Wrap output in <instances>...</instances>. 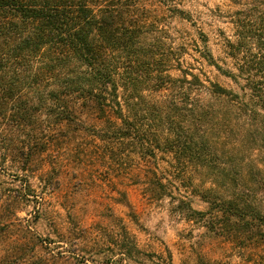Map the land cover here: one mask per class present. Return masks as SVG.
<instances>
[{"label":"trees","instance_id":"1","mask_svg":"<svg viewBox=\"0 0 264 264\" xmlns=\"http://www.w3.org/2000/svg\"><path fill=\"white\" fill-rule=\"evenodd\" d=\"M139 3L0 0V127L26 133L27 160L59 131L63 142L86 135L102 142L100 155L111 159L126 148L145 160L168 153L176 161L195 156L207 162L218 154L210 131L232 123L227 115L243 118L244 128L259 134L253 146L264 151V0H248L231 16L234 34L226 46L238 74L226 73L244 80L243 95L183 70V77L174 78L171 58L159 51L162 36ZM201 53L221 70L207 47ZM144 90L159 98L149 100ZM157 171L156 190L146 188L149 198L176 200L186 220L210 215L226 229L241 227L239 234L251 243L264 244V202L255 199L254 188L212 201L208 189L203 197L209 210L199 211ZM124 247L128 255L138 251L130 237Z\"/></svg>","mask_w":264,"mask_h":264},{"label":"rangeland","instance_id":"2","mask_svg":"<svg viewBox=\"0 0 264 264\" xmlns=\"http://www.w3.org/2000/svg\"><path fill=\"white\" fill-rule=\"evenodd\" d=\"M247 4L140 0L139 6L162 36L159 51L171 58L174 78L193 73L207 85L211 81L243 95L244 80L226 73L238 74L226 39H233L231 16ZM206 47L221 70L202 57ZM143 95L159 98L145 90ZM227 117L232 123L210 131L218 154L207 162L195 156L176 161L168 153L145 160L126 148L111 159L107 152L100 155L106 150L102 142L89 135L63 142L59 131L27 160L26 133L0 127V264H264V244L241 237V227L226 229L210 215L186 220L176 200L146 195L148 185L156 190L158 168L169 189L196 210H209L203 197L208 189L212 201L251 186L263 204L264 151L253 146L259 134L244 128L243 118ZM128 237L138 249L131 255L124 247Z\"/></svg>","mask_w":264,"mask_h":264}]
</instances>
